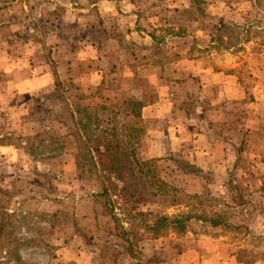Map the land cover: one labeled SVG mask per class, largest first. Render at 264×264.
Instances as JSON below:
<instances>
[{"label": "rangeland", "instance_id": "1", "mask_svg": "<svg viewBox=\"0 0 264 264\" xmlns=\"http://www.w3.org/2000/svg\"><path fill=\"white\" fill-rule=\"evenodd\" d=\"M218 3L0 0V264H264V0ZM229 69L242 100L200 86ZM112 131H135L149 177L206 191L228 227L155 226L201 208L158 196Z\"/></svg>", "mask_w": 264, "mask_h": 264}, {"label": "trees", "instance_id": "2", "mask_svg": "<svg viewBox=\"0 0 264 264\" xmlns=\"http://www.w3.org/2000/svg\"><path fill=\"white\" fill-rule=\"evenodd\" d=\"M186 3L188 4L187 6H197V7H201L202 5L206 6V7H211L213 5H216V0H193L192 2L189 0H186ZM193 3V5H192ZM221 7H226V6H231L232 4H229V0H219L218 3ZM229 4V5H228ZM198 8V10L200 11V9ZM208 12L207 14L211 15V17H207L206 20L208 21H213L215 19H218V27H216L215 33L217 35H220V43L221 40L223 38L224 35V28L226 27L225 22L223 20V18L220 16V14L215 13V12H211L210 8L206 11ZM168 31L170 32V34H168L169 38H173V37H183L185 35H182L180 33L177 32V30H175V27H169ZM149 37L152 38V40H154V35H149ZM155 41V40H154ZM156 45L158 46L159 43H164L163 40H159L157 42H155ZM155 45V46H156ZM54 77L55 73H54ZM56 84L58 85V82L55 81ZM144 106L142 104H133L131 107V113L133 115V119L136 120V124L139 126V124L142 122V108ZM84 127L82 126L81 129H83ZM80 129V130H81ZM105 132V131H104ZM133 132L132 131L130 134L129 133H125L122 134L121 136H119L117 133H115V131L109 132L111 133V135L117 136V137H124V139H129L128 140V144H127V148L130 149V156H131V161L135 167V172L140 176V178L145 181L150 187H152L153 189L156 190V193L158 196H164L165 198V202H167L168 200H170V206L176 205V203H179V206H184L186 208H192V209H196V208H201V215H190L189 212H185V213H181L180 215H177L176 217H159L158 219H156L154 221V225L158 226V227H167L170 228L172 230H175L177 232L183 233L185 231V229L187 228V226L192 222V218H195V216H198L197 218L199 220H203L205 222H209V224L211 225V227H219V228H227L228 225L222 221H218V219H215L214 217H216V215L214 213L211 214V217H207L206 215L208 214V207H211L212 204L203 206V204H207L212 202V199L210 197V195H208V193L205 191H201L200 193H195V192H191L188 190H184L181 189V186L178 185L177 188L175 187H169L167 189V184L164 181H153L154 180V176L149 177V170H145L147 169L149 166L152 165V167L155 168V165H153V159L145 156V155H140L139 153H137L136 151H138V146H139V142L141 141V139H139L140 137H135L136 140L133 141L132 144V140L130 139L131 136H133ZM116 137V138H117ZM120 139L118 138L116 140L115 144H107L105 145V147L103 148L105 150V152H109L112 149H116L121 150L123 149V147H121L117 142ZM49 142H47L46 145H53L54 143L57 145L59 143H57L55 141V139H49ZM131 143V144H130ZM50 149L53 150V148L51 147ZM139 152V151H138ZM122 153V152H121ZM237 163L235 164L234 168L236 169H241L242 171V175L241 176H247L250 174V176L254 175L253 171L250 170V168L247 167H243V164L239 161L241 158V155L239 156V154H237ZM177 170H179L180 173L183 174H190L192 177L195 178L196 173L198 171V169H196V167H194L193 165H188V164H183V165H178L177 166ZM234 170V171H235ZM246 174V175H245ZM231 176H234V172H232L230 174ZM151 178V179H150ZM256 183H258V179L256 178ZM157 184H159V186L157 187ZM173 191L171 194H169V192ZM240 195V194H239ZM240 197H242L240 195ZM170 198V199H169ZM192 200L193 202L190 204L187 203H183L184 200ZM203 206V207H202ZM213 212V211H212ZM218 217V216H217ZM219 218V217H218Z\"/></svg>", "mask_w": 264, "mask_h": 264}, {"label": "crops", "instance_id": "3", "mask_svg": "<svg viewBox=\"0 0 264 264\" xmlns=\"http://www.w3.org/2000/svg\"><path fill=\"white\" fill-rule=\"evenodd\" d=\"M230 70L227 71H217L218 74H208L207 78L209 79L208 84L205 83L206 77H200V86L205 90V89H210L214 87H218L219 89V96L218 98H224L225 100H242L246 96V91L245 88L240 84V80L236 77H233L230 75ZM214 75H218L217 77ZM217 81L215 82V79ZM207 79V80H208ZM260 94V93H259ZM218 99V100H219ZM145 109L142 110V118L145 116ZM201 138V137H200ZM202 142L201 140L196 143L197 145ZM203 144V143H202ZM205 147L207 145H204ZM205 147H203V151L205 150ZM210 147V146H209ZM203 153V152H202Z\"/></svg>", "mask_w": 264, "mask_h": 264}, {"label": "built area", "instance_id": "4", "mask_svg": "<svg viewBox=\"0 0 264 264\" xmlns=\"http://www.w3.org/2000/svg\"><path fill=\"white\" fill-rule=\"evenodd\" d=\"M5 255V252L4 251H0V258Z\"/></svg>", "mask_w": 264, "mask_h": 264}]
</instances>
